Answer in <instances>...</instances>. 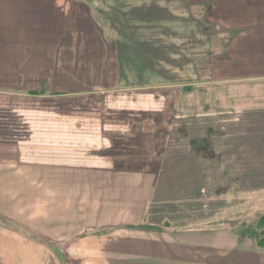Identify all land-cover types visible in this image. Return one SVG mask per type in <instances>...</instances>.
Listing matches in <instances>:
<instances>
[{
	"label": "rangeland",
	"instance_id": "obj_1",
	"mask_svg": "<svg viewBox=\"0 0 264 264\" xmlns=\"http://www.w3.org/2000/svg\"><path fill=\"white\" fill-rule=\"evenodd\" d=\"M67 1L92 7L104 36L110 20L124 42L116 51L89 39L90 23L71 14L65 25L60 12L44 23L41 1L30 0V73L16 74L17 85L13 74L0 77L1 157L17 165L15 185L1 176L0 197L8 207L4 194L16 193L23 207L16 231L30 240V264H170L172 256L203 264L237 242L255 245L240 244L227 264H263L254 238L264 230V170L228 168L202 119L204 100L218 97L216 85L203 89L211 56L200 33L216 43V0L186 9L150 0L151 13L141 8L131 24L129 2ZM188 15L193 39L170 26ZM63 25L84 32L87 49L60 40ZM147 34L158 35L137 39Z\"/></svg>",
	"mask_w": 264,
	"mask_h": 264
},
{
	"label": "crops",
	"instance_id": "obj_2",
	"mask_svg": "<svg viewBox=\"0 0 264 264\" xmlns=\"http://www.w3.org/2000/svg\"><path fill=\"white\" fill-rule=\"evenodd\" d=\"M138 1L122 0L123 3L129 2L133 5L128 11L124 9V12H127V14L123 13L124 23L131 24L141 8L146 13L147 11L151 13L149 11L152 9L146 11L147 6L152 5L150 0H144L143 4ZM156 1H158L156 7L161 8L163 0ZM41 2L37 5L43 10L37 16L43 19L44 23L53 21L58 12L62 13L64 19L62 23L70 14L76 22H82L85 19V23H90L93 31L91 34H86V36L91 35L89 39H99L105 44L108 43L109 46L113 44L115 50L119 51L124 34L120 30H115L114 23L112 25L108 20L106 21L110 27L108 42L103 29L95 21L92 7L86 6L88 12H82L80 6H73L74 3L67 0ZM175 2L180 5L184 3L186 7L183 9L188 8L189 5L211 6L214 3L212 0H175ZM216 2L218 3V32L214 34L216 43L212 41L211 44L209 39L211 34L207 36L208 31L202 30L200 33H202L201 37L204 36L202 40H205L207 45L202 55L211 56L209 64L213 81L204 85L203 89L206 90L207 86L211 89L216 85L218 97L204 100L203 104L210 106L208 109L204 106L202 119L205 122L204 125L209 126V135L218 137L219 152L222 156H227L228 160L225 161L229 165L228 168L264 170V0H216ZM68 5H70L69 8ZM72 8L73 13H69ZM128 13L130 14L127 17ZM31 15L34 13L31 12ZM107 15L110 16L109 13ZM174 17L178 18V13L174 12ZM183 17L186 21L180 23L178 18L172 21L170 26L176 33H179L180 25L185 26L182 30L187 31V39H193L192 35L198 31L195 20L190 18V15ZM77 18H81L82 21ZM75 21L72 23L78 24ZM138 21L143 25L147 23L146 19L135 22ZM63 24L65 25L66 22ZM155 35L158 34H147L145 38L138 36L137 39L147 44ZM84 37V32L72 34L66 30L65 26L60 33V40L64 38L72 42L70 45H76L71 48L78 50V54L88 47L84 44L86 42ZM18 58L22 59L19 65ZM27 67H30V0H0V77L2 73L13 74L15 85L16 74L30 73V68ZM3 148H5L4 145H0V184L3 178L7 179L8 185H15L17 165L15 161L2 160L1 156H5L1 154L5 152L2 151ZM1 176L4 177L1 178ZM4 196H7L8 207L6 198L4 200L0 197V264H30V240L23 233L18 234L19 232L16 231L18 222L25 225L21 219L25 216V213L21 211L23 207H18L16 193H8ZM1 200L4 201L3 206ZM240 244L253 245L254 243L237 242L235 246H228V251L220 257L204 258L203 264H217L216 261L219 262L218 264L233 262L234 258L227 260L236 254L235 250ZM153 259L157 260L155 257ZM169 259L167 263L170 264H193L194 262V259L189 260V257L180 259L172 256ZM261 263L257 259L251 260V264Z\"/></svg>",
	"mask_w": 264,
	"mask_h": 264
},
{
	"label": "trees",
	"instance_id": "obj_3",
	"mask_svg": "<svg viewBox=\"0 0 264 264\" xmlns=\"http://www.w3.org/2000/svg\"><path fill=\"white\" fill-rule=\"evenodd\" d=\"M259 227H261V229L264 227V216L262 217V219L258 223V228ZM261 234H262L261 237L260 236L257 238L255 237L254 239L256 240L258 247L264 249V230L262 231Z\"/></svg>",
	"mask_w": 264,
	"mask_h": 264
}]
</instances>
